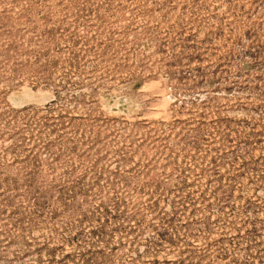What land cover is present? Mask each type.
Wrapping results in <instances>:
<instances>
[{
  "label": "rangeland",
  "instance_id": "374dc122",
  "mask_svg": "<svg viewBox=\"0 0 264 264\" xmlns=\"http://www.w3.org/2000/svg\"><path fill=\"white\" fill-rule=\"evenodd\" d=\"M0 264H264V0H0Z\"/></svg>",
  "mask_w": 264,
  "mask_h": 264
}]
</instances>
